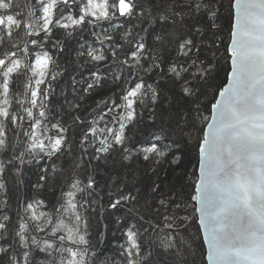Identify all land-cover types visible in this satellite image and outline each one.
Instances as JSON below:
<instances>
[{
    "label": "snow or ice",
    "instance_id": "6c2138e0",
    "mask_svg": "<svg viewBox=\"0 0 264 264\" xmlns=\"http://www.w3.org/2000/svg\"><path fill=\"white\" fill-rule=\"evenodd\" d=\"M13 2L0 0V44H3L5 35L12 37L13 31L22 25L29 37H39V40L31 39V44L42 48L45 38H51L54 28L71 35L77 28L137 15L134 0H36L35 4H28L25 20H20L16 18L20 12H11ZM16 6L19 7V3ZM220 7L218 0H208L207 3L197 0L191 10L207 15L211 26L215 27ZM229 8L230 16L233 15L231 9H234V24L228 41L214 35L206 46L211 57L215 58L220 45L225 44L222 58L230 66L226 85L216 89L209 116L200 113L198 93L203 95L202 88L208 84L216 67L212 60L208 57L201 59V47L193 39L185 37L178 41L177 55L186 61L173 62L168 67V72L175 79L183 80L184 84L196 81L192 87L182 86V91L191 98L193 107L190 110L194 118L201 119L206 126L197 145L198 169L195 170L188 199L179 201L161 197L155 206L149 207L148 211L153 214L150 219L144 221L141 215L140 220L147 224L145 231L152 230L160 248L165 251L175 249L172 254L176 255L180 251L178 245L183 247L187 243L182 229L188 217L182 213L191 209L197 214L203 229L209 264H264V0H234ZM139 15L142 16L143 12ZM168 20L167 14L157 17V21L166 23ZM197 32L203 35L200 29ZM95 35L101 47L88 46L79 55L101 63L107 59L105 42L111 41L112 37L106 31L102 37L101 34ZM130 35V31L125 33L126 42ZM156 39L161 40L162 37L157 35ZM55 46L60 48V42L57 41ZM119 47L109 45L108 51L113 58ZM145 48L141 37L133 43L130 57L125 53L132 63L128 58L122 63L142 69ZM22 51L29 53L27 47ZM16 57L15 51H6L0 58V155L9 151L8 130L11 125L17 141L19 130L24 129L29 140L25 148L28 155L45 154L52 158L66 147L70 148L64 135L68 129L48 118L47 93L51 80L56 78L58 65L47 51H35V55L29 53L25 60ZM21 74L25 81L18 86L19 91L14 92L10 86L12 77ZM92 76L94 80L87 84L85 90L93 88L101 79L98 67ZM132 79L136 82L124 88L120 96L122 103L106 100L102 102L107 105L106 111L92 115L87 121L76 117L79 123L87 122L89 125L80 142L83 152H87L86 145L105 153L120 145L128 153L125 159L131 158L133 150L124 147L127 140L125 129L135 119L137 106L143 103L146 90L151 89L155 98L151 84L145 85L143 78L136 77L135 73ZM97 107L101 108V105ZM117 108L120 112L106 120L108 114ZM49 124L56 130L52 135H48ZM97 143L100 145L98 148ZM149 145L141 149L145 160L149 159V154L163 158L172 147L167 144L158 147V143L152 142ZM25 152L8 160L0 159V177L8 164L16 160L22 164ZM51 167L53 172L58 171L55 164ZM44 172L47 173L48 169L45 168ZM40 179L45 180L46 176L42 175ZM4 187L0 183V189ZM158 189L159 185H155L153 191ZM95 195L93 177H86V182L76 178L68 190L62 192L58 206L46 210L43 200L34 199L23 208L22 222L18 223H13L8 213L3 211L7 208V201H3L0 205V264H94L95 252L91 251L93 245L89 239L85 210L88 198ZM107 195L108 206L112 209L127 202H138L135 195L122 189ZM41 233L46 235L41 237ZM124 235L127 245L124 249L125 264H147L151 252L140 256V230L133 224L127 227Z\"/></svg>",
    "mask_w": 264,
    "mask_h": 264
},
{
    "label": "trees",
    "instance_id": "16d2710c",
    "mask_svg": "<svg viewBox=\"0 0 264 264\" xmlns=\"http://www.w3.org/2000/svg\"><path fill=\"white\" fill-rule=\"evenodd\" d=\"M233 1L218 0L221 7L215 27L211 26L212 22L207 15L192 12L191 6L197 0L190 3L186 0H134L137 5L136 16L101 21L98 26L77 28L71 35H67L63 29L54 28L51 38H45L42 48L31 44V39L39 40V37H29L23 25L13 31L12 37H3L0 58H3L6 51H15L16 58L21 60H25L29 53L35 55V51H47L55 60L58 65L55 68L56 78L51 80L46 101L48 118L52 123L60 122L68 129L64 135L67 137V145L70 146L52 158L45 154L33 157L25 152L29 140L24 135V129L19 130L17 141L13 136V126H9V151L0 155V159L8 160L13 155L25 152L24 162L21 164L16 160L8 164L0 177V183L5 185L0 189V205L7 201V208L3 211L8 213L13 223L22 222L23 208L27 203L40 199L45 202L46 210H52L53 206H58L62 192L68 190L74 179L79 178L86 182V177L91 176L96 182V195L88 198L85 216L88 219L89 239L93 245L91 251L95 252L94 264H125L124 249L127 245L124 232L133 224L141 233L140 256L151 252L147 264H207L206 248L197 214L192 213L191 209L182 213L188 217V222L182 229V236L187 243L183 247L178 245L180 251L176 255L172 254L176 252L175 249L165 251L158 246L152 230L149 228L145 231L147 224L144 221L153 215L148 211L149 207L155 206L161 197L187 201L192 181L195 179V170L198 169L197 145L202 138L201 132L206 127L201 119L194 118L190 110L193 107L191 98L186 97L182 91V86L192 87L196 81L184 84L183 80L175 79L168 72V67L173 62L186 61V58L177 55L178 41L185 37L193 39L202 49L201 59L208 57L216 65L208 84L202 88L203 95L198 93L200 113L209 116L210 104L215 102L216 89L227 83L230 66L222 58L225 44L220 45V52L215 58L211 57L206 46L214 35L222 36L225 42L228 41L234 17V14H229V6ZM35 2L36 0H14L11 12H20L21 15L16 18L25 20L28 4ZM204 2L207 3L208 0ZM17 3L19 7L16 6ZM231 11L233 13V9ZM140 12H143L142 16L139 15ZM164 14L169 16V20L166 23L157 21V17ZM197 29L203 35L198 34ZM105 31L112 37L104 45V54L107 57L105 61L94 63L86 55H79L88 46L100 48L95 34H101L102 37ZM127 31L131 35L126 42ZM157 35L162 39L157 40ZM141 37L146 44L145 59L141 61L143 68L124 65L122 60L126 58L132 63L129 57L133 43ZM57 41L60 42L62 51L55 46ZM110 44L120 45L116 49L115 58L108 51ZM25 47L29 53L22 51ZM126 52L129 57L125 56ZM97 67L101 79L93 88L85 90L87 84L93 82L92 72ZM133 73L136 77L143 78L145 85L153 82L155 98L152 94V106L146 110V119L142 120L141 115L145 110L144 95L143 103L137 106L135 119L125 129L127 140L124 147L133 150L131 158L125 159L128 153L120 145H115L107 153L97 152L96 148L86 145L87 152H83L80 142L89 125L87 122L79 123L76 117L87 121L92 115L106 111L107 105L102 104L106 100L122 103L120 96L124 88L136 82L132 79ZM24 81V75H14L10 86L14 92L19 91L18 86ZM97 105H101V108ZM119 112L120 109H114L105 119L110 120ZM48 127V135L56 132L51 124ZM109 140L111 142V138ZM149 142L158 143V147L166 144L172 147L163 158L149 154V159L145 160L141 149L150 146ZM96 147L100 145L97 143ZM176 157L177 162H174ZM53 164L58 171H52ZM45 168L48 169L47 173L44 172ZM42 175L46 176L45 180L40 179ZM155 185H159L157 191H153ZM118 189L131 192L138 202H127L116 209L110 208L107 194L115 193ZM40 210L45 209H37ZM141 215L144 216V221L140 220ZM39 235L43 237L46 234Z\"/></svg>",
    "mask_w": 264,
    "mask_h": 264
},
{
    "label": "rangeland",
    "instance_id": "374dc122",
    "mask_svg": "<svg viewBox=\"0 0 264 264\" xmlns=\"http://www.w3.org/2000/svg\"><path fill=\"white\" fill-rule=\"evenodd\" d=\"M187 2H194L196 0H186ZM151 85L153 86V89L155 90V87H154V84L153 82H151ZM152 94H153V91L151 89H148L146 94H145V97H144V106H145V110L143 111L142 115H141V118L142 120L146 119V110L149 109L151 106H152ZM174 162H177V157L174 159ZM198 221V219H197Z\"/></svg>",
    "mask_w": 264,
    "mask_h": 264
},
{
    "label": "water",
    "instance_id": "95a60500",
    "mask_svg": "<svg viewBox=\"0 0 264 264\" xmlns=\"http://www.w3.org/2000/svg\"><path fill=\"white\" fill-rule=\"evenodd\" d=\"M233 3H234V1H233ZM233 14H234V9H233ZM233 24H234V17H233ZM226 85V84H225ZM218 98V97H217ZM198 222V221H197ZM198 225H199V222H198ZM199 227H200V230H201V234H202V238H203V241H204V244H205V248H206V262H207V264H209V262L207 261V242H206V240L204 239V233H203V229H202V227L199 225Z\"/></svg>",
    "mask_w": 264,
    "mask_h": 264
}]
</instances>
